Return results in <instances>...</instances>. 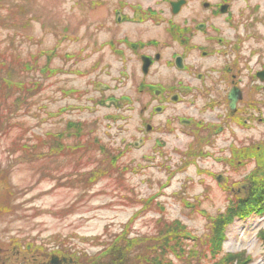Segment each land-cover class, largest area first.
I'll use <instances>...</instances> for the list:
<instances>
[{
    "label": "rangeland",
    "instance_id": "obj_1",
    "mask_svg": "<svg viewBox=\"0 0 264 264\" xmlns=\"http://www.w3.org/2000/svg\"><path fill=\"white\" fill-rule=\"evenodd\" d=\"M174 1L0 0V264H264V212L226 214L264 148V0Z\"/></svg>",
    "mask_w": 264,
    "mask_h": 264
},
{
    "label": "trees",
    "instance_id": "obj_2",
    "mask_svg": "<svg viewBox=\"0 0 264 264\" xmlns=\"http://www.w3.org/2000/svg\"><path fill=\"white\" fill-rule=\"evenodd\" d=\"M3 117V114H2ZM252 152L255 154L256 160L259 162L260 170L258 174L250 176V181L252 185V190L247 193L246 195H238L233 196L230 200V204L227 208L226 214L228 215V222L233 220L235 217H242L245 218L246 216L252 214L253 212H264L263 205L264 204V148H257L252 150ZM225 218L223 216H219L216 220V224H219L221 222H224ZM227 220L224 223H228ZM217 237H220V235H217ZM221 242L218 241V245H220ZM137 247L133 246V244H130L127 242L126 245L122 247V249L119 248V250H113L114 259L107 262V264H142L141 262H145V264H161L159 259L158 261L154 262H147L146 256L149 255L147 251H144L142 249L141 252L137 251L135 254H132L134 258L130 257V252L134 253L135 249ZM128 253V254H126ZM145 253V254H144ZM135 255V256H134ZM235 254H229L225 257L224 261H222L223 256L214 261L212 264H244L247 263V259L243 260V256L236 255ZM143 259V260H142Z\"/></svg>",
    "mask_w": 264,
    "mask_h": 264
},
{
    "label": "water",
    "instance_id": "obj_3",
    "mask_svg": "<svg viewBox=\"0 0 264 264\" xmlns=\"http://www.w3.org/2000/svg\"><path fill=\"white\" fill-rule=\"evenodd\" d=\"M186 3V0H178L176 2H172L171 5H172V12L175 14V13H178L181 9V7ZM204 7H209V3H205L204 4ZM228 10V5H223L221 7V11L222 12H227ZM159 57V56H157ZM143 61H144V67H143V71L146 73L148 71V68L150 66V63H151V60L147 57H143ZM176 64H177V67L178 68H184V64H183V59L182 57H178L176 59ZM258 76L264 80V71L263 72H259L258 73ZM243 97V94L241 92V90L238 88V87H233L228 95V100H229V107L230 109L232 110V114H234V112L236 111L237 109V103L240 99H242ZM160 110V108L158 109ZM150 129V126H148V130ZM52 263L53 264H58V260L55 258L52 260Z\"/></svg>",
    "mask_w": 264,
    "mask_h": 264
},
{
    "label": "flooded vegetation",
    "instance_id": "obj_4",
    "mask_svg": "<svg viewBox=\"0 0 264 264\" xmlns=\"http://www.w3.org/2000/svg\"><path fill=\"white\" fill-rule=\"evenodd\" d=\"M199 28H200V26H199ZM202 28H204V25H203V27ZM202 28H200V29H202ZM219 41H221V42H223V39L222 38H220L219 39ZM203 53H205V54H207L208 52L206 51V52H203ZM198 77H199V79H201L202 77H203V74H198ZM208 77V76H207ZM233 78L235 79V76H233ZM205 78H203V80H204ZM208 81V80H207ZM220 81H223V79H221ZM219 83V82H218ZM216 86H214V88H215ZM192 88H193V85H192ZM191 88V89H192ZM198 88H201V86L200 87H198ZM214 88H213V86H212V84L211 83H207L205 86H203L202 87V89H203V91H205V93H207V94H209V93H211V91H212V89L214 90ZM190 89V90H191ZM189 90V89H188ZM189 90V91H190ZM162 93V90H157V92H156V94L158 95V96H160V94ZM173 97H176V99H180V97H179V95H177V94H175ZM172 97V98H173ZM210 103H213V105H218V104H221V105H223V97L222 98H219V99H217V100H214L213 102H210ZM240 113V112H239ZM187 122V124H191V123H195V124H199V126H203L204 124H203V121H201V120H186ZM260 121H264V119H260ZM205 126H207L206 127V129H208L209 131H208V134L209 135H211V136H213L215 133H223V121L221 120V121H217V122H215V121H210V122H208L207 124H205ZM214 133V134H213ZM32 260L35 262L36 261V258L34 257V258H32ZM44 264V263H43ZM46 264H49V263H46ZM62 264H65V263H62ZM66 264H73V263H66Z\"/></svg>",
    "mask_w": 264,
    "mask_h": 264
}]
</instances>
